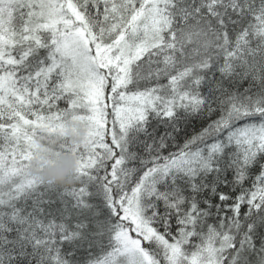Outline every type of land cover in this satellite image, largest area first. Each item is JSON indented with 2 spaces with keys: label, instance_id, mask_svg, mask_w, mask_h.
<instances>
[{
  "label": "snow or ice",
  "instance_id": "1",
  "mask_svg": "<svg viewBox=\"0 0 264 264\" xmlns=\"http://www.w3.org/2000/svg\"><path fill=\"white\" fill-rule=\"evenodd\" d=\"M0 264H264V0H0Z\"/></svg>",
  "mask_w": 264,
  "mask_h": 264
},
{
  "label": "clouds",
  "instance_id": "2",
  "mask_svg": "<svg viewBox=\"0 0 264 264\" xmlns=\"http://www.w3.org/2000/svg\"><path fill=\"white\" fill-rule=\"evenodd\" d=\"M86 127L79 123H69L64 137L71 145H82L86 137ZM61 137L49 136L41 132L36 138L32 157L28 161L29 172L43 184L67 187L77 169V159L71 153H59Z\"/></svg>",
  "mask_w": 264,
  "mask_h": 264
},
{
  "label": "trees",
  "instance_id": "3",
  "mask_svg": "<svg viewBox=\"0 0 264 264\" xmlns=\"http://www.w3.org/2000/svg\"><path fill=\"white\" fill-rule=\"evenodd\" d=\"M247 86L248 84L247 82H245L241 86L240 90L243 91V89L246 88ZM59 107L63 108V107H66V105L63 102H61ZM217 116H213L211 119H216ZM207 122H210V121H205L203 125L200 122H197L194 126H189L184 132L180 133V135L176 137V140L174 142L173 141L169 142L170 146L167 148L166 151L163 152V155H167L168 152L177 151L178 149L175 145H182L186 138H190L192 135L198 133L201 130L202 126H206ZM157 131H158V134L162 135L165 129L163 128V126H158ZM68 187H71V185Z\"/></svg>",
  "mask_w": 264,
  "mask_h": 264
}]
</instances>
